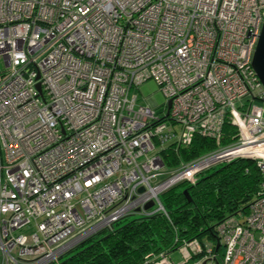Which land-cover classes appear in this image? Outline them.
<instances>
[{
	"label": "built area",
	"instance_id": "obj_1",
	"mask_svg": "<svg viewBox=\"0 0 264 264\" xmlns=\"http://www.w3.org/2000/svg\"><path fill=\"white\" fill-rule=\"evenodd\" d=\"M263 22L264 0H0V264H59L124 217L168 216L163 192L239 158L261 173L248 211L145 264H264ZM149 79L163 105L139 103ZM227 120L237 139L166 163Z\"/></svg>",
	"mask_w": 264,
	"mask_h": 264
},
{
	"label": "trees",
	"instance_id": "obj_2",
	"mask_svg": "<svg viewBox=\"0 0 264 264\" xmlns=\"http://www.w3.org/2000/svg\"><path fill=\"white\" fill-rule=\"evenodd\" d=\"M237 139L227 120L215 138L196 135L189 146H169L164 158L169 166L189 160ZM261 173L251 158H239L203 172L195 184H177L161 194L168 212L124 217L70 250L59 264H145L146 256L174 251L183 238H217L216 226L230 215L247 212L256 196ZM188 190V193L185 192ZM178 238V240H177Z\"/></svg>",
	"mask_w": 264,
	"mask_h": 264
},
{
	"label": "rangeland",
	"instance_id": "obj_3",
	"mask_svg": "<svg viewBox=\"0 0 264 264\" xmlns=\"http://www.w3.org/2000/svg\"><path fill=\"white\" fill-rule=\"evenodd\" d=\"M1 64L4 66L2 61ZM135 92L139 95V103L150 104L149 98L151 96L155 97L159 105H163L166 102V97L155 79L147 80L141 84ZM170 255L172 261L179 263L181 260L189 256V251L187 249H176Z\"/></svg>",
	"mask_w": 264,
	"mask_h": 264
},
{
	"label": "water",
	"instance_id": "obj_4",
	"mask_svg": "<svg viewBox=\"0 0 264 264\" xmlns=\"http://www.w3.org/2000/svg\"><path fill=\"white\" fill-rule=\"evenodd\" d=\"M252 64L264 84V22L262 25L261 33L255 48V52L252 59ZM38 87L40 88V84H38ZM142 190V188H141ZM186 193H188V190H185ZM154 204V201H150L147 203L146 208L151 207ZM217 264H219L217 262Z\"/></svg>",
	"mask_w": 264,
	"mask_h": 264
},
{
	"label": "bare ground",
	"instance_id": "obj_5",
	"mask_svg": "<svg viewBox=\"0 0 264 264\" xmlns=\"http://www.w3.org/2000/svg\"><path fill=\"white\" fill-rule=\"evenodd\" d=\"M149 202H150V201H149ZM146 205H147V204H146ZM146 205H145V208H146ZM153 205H154V204H153ZM153 205H152V206H153ZM152 206H151V207H152ZM151 207H149V208H151ZM149 208H146V209H149Z\"/></svg>",
	"mask_w": 264,
	"mask_h": 264
}]
</instances>
